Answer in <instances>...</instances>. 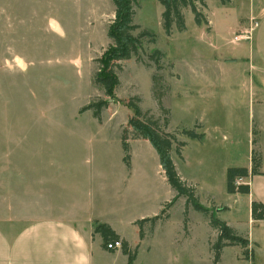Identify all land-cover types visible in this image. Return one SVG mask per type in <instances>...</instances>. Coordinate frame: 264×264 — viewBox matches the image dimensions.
Masks as SVG:
<instances>
[{
  "label": "rangeland",
  "instance_id": "374dc122",
  "mask_svg": "<svg viewBox=\"0 0 264 264\" xmlns=\"http://www.w3.org/2000/svg\"><path fill=\"white\" fill-rule=\"evenodd\" d=\"M205 1L204 12L212 16L215 24L231 20L218 0ZM240 1L235 3L240 5ZM136 2L133 21L139 29L134 33L146 29L155 35L154 42L143 39L139 53L144 59L153 49L163 53L160 72L169 85L162 99L169 109V123L163 129L175 133L179 140L185 137L181 129L193 127L196 106L190 88L195 70H209L207 50L198 37H189L196 27L189 8L183 10L186 33L173 28L171 35L166 36L161 27L163 7L158 0ZM113 17L111 0H0L1 228L14 232L40 213L35 205L29 208L27 203L20 204L19 195L11 187L14 176L36 180L65 172L85 189H103L105 197L99 204L133 205L135 210L149 214L160 210L174 195L157 170L158 161L153 154L137 144L133 150L130 146L134 171L131 182L126 184L120 132L132 115L131 109L120 102H110L102 110L100 122L90 110L79 113L90 101L104 98L103 91L91 79L95 58L110 43L106 30ZM241 25L233 37L247 40L255 20ZM121 66L117 98L126 100L138 95L141 107L152 108L162 122L150 89L154 65L146 68L131 56L121 61ZM135 139H130L129 144ZM171 154L180 167L174 144ZM100 171L107 176L102 186L95 178ZM138 194H143V198L138 199ZM183 203L180 199L174 204L173 221L180 219ZM211 207L209 204L210 210ZM201 216L198 212L192 217L198 222L200 239L206 236ZM126 232L135 234L131 227H126ZM199 249L202 250L201 245Z\"/></svg>",
  "mask_w": 264,
  "mask_h": 264
},
{
  "label": "crops",
  "instance_id": "0c3cea01",
  "mask_svg": "<svg viewBox=\"0 0 264 264\" xmlns=\"http://www.w3.org/2000/svg\"><path fill=\"white\" fill-rule=\"evenodd\" d=\"M221 6L231 20L218 25L206 13L208 25H196L189 33V37H198L209 57L208 72L195 70L190 88L196 106L192 124L199 125L197 132L203 136L179 138L185 142L178 157L180 167L171 157L180 177L195 187L199 202L205 207L225 206L215 216L248 239L246 247H223L217 264H251L243 255L244 249L251 252L254 264H264V219L254 220L250 213L252 201L264 204V0H241L240 5L231 0ZM248 20H255L251 37L234 39ZM186 31L187 27L181 32ZM134 144L146 147L158 161L146 139L131 141L132 150ZM253 150L260 153L258 172L239 179V183L249 185V192L228 193L227 168L245 167L250 171ZM132 159L133 153L129 167L123 162L127 185L134 171ZM157 170L166 181L159 162ZM96 174L102 186L107 176L101 171ZM89 182L93 183L92 177ZM11 187L19 195L20 204L27 203L29 208L35 205L40 213L14 232L0 227V264H126L127 255L121 248L105 249L101 236L93 231L96 223L108 224L119 240L136 249L133 264H212L210 243L216 231L210 227L208 215L202 213L206 236L200 239L198 222L192 218L199 211L188 206L185 212L182 196L174 203L184 201L180 219L171 218L173 204L152 227L149 222L143 223L140 239L134 222L157 215L163 205L149 214L135 210L133 205L99 204L105 197L103 189H85L65 172L36 180L14 176ZM142 198L143 194H138V199ZM126 227L135 234L128 235Z\"/></svg>",
  "mask_w": 264,
  "mask_h": 264
},
{
  "label": "trees",
  "instance_id": "16d2710c",
  "mask_svg": "<svg viewBox=\"0 0 264 264\" xmlns=\"http://www.w3.org/2000/svg\"><path fill=\"white\" fill-rule=\"evenodd\" d=\"M218 1L221 4H226L231 0ZM111 2L114 6V17L106 30V35L110 43L103 50L101 55L95 58L96 69L91 79L93 85L103 91L104 98L90 101L79 110V113L90 110L91 115L100 122L101 112L110 102H120L132 110V115L128 117L126 125L120 132L123 162L129 167V140L134 138L146 139L158 156V162L164 173L167 184L174 191V195L169 201L163 204L157 215L142 218L134 222L138 228L139 238L141 239L144 235L143 223L149 222L152 227L157 220L163 219L166 216L167 210L180 196H182L185 198V212L188 206H191L194 210L208 215L209 225L216 231V237L210 243V250L212 252V264H217L223 247L230 245L246 247L249 243L248 239L239 235L233 227L215 216L214 212L225 210V206L218 208L211 207L212 210H210L209 207L203 206L196 196L195 187L187 184L178 174L171 158V148L172 144H174L175 152L180 156V150L185 145V142L178 140L175 133L163 129L169 123V109L164 106L162 101L169 91V85L165 83L164 77L160 72L163 69L160 62L163 58V53L159 49H153L146 55L145 59L142 58L139 53L142 48L143 39L147 38L150 42H154L155 35L153 32L146 29H142L138 34L134 33L139 29V25L135 24L133 21L137 3L136 0H111ZM158 2L163 7L160 14L161 27L166 36L171 35L173 28L178 32L186 29L183 14L185 8L190 9L196 25L202 23L208 25V20L204 12L206 9L205 0H158ZM131 56H134L135 60L146 68L154 65V72L150 77V89L152 99L159 111V115H162V122H160L159 118L154 116L150 109H143L141 107V98L138 95H132L126 100L119 99L116 96L115 90L120 84L119 72L122 69L121 61L128 60ZM198 127L199 125L195 124L192 128L181 129L180 133L185 137L201 139L203 135L197 132ZM251 162L252 166L250 171L245 167L232 166L227 168L226 191L228 193L249 192V185L237 184L236 180L258 172L260 164L259 151H252ZM250 213L254 220L264 219V204L260 201H252ZM93 231L101 236L104 246L109 241L119 239L115 231L106 223H96ZM121 251L123 254L127 255L126 264H133L136 256V249L132 250L126 240H121ZM243 255L245 259L251 261V264H254L252 262L251 252L248 253V250L244 249Z\"/></svg>",
  "mask_w": 264,
  "mask_h": 264
},
{
  "label": "built area",
  "instance_id": "2783aa9c",
  "mask_svg": "<svg viewBox=\"0 0 264 264\" xmlns=\"http://www.w3.org/2000/svg\"><path fill=\"white\" fill-rule=\"evenodd\" d=\"M239 179H241V178H238L236 180L237 184H239ZM118 248H121V240H119V239L109 241L105 244V249H107V250H114V249H118ZM248 253H250L249 250H248ZM248 255H250V254H248Z\"/></svg>",
  "mask_w": 264,
  "mask_h": 264
}]
</instances>
